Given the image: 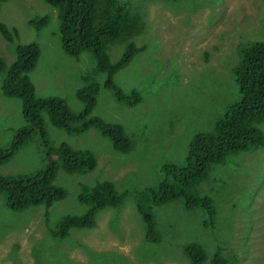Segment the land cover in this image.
Instances as JSON below:
<instances>
[{"label": "rangeland", "instance_id": "rangeland-1", "mask_svg": "<svg viewBox=\"0 0 264 264\" xmlns=\"http://www.w3.org/2000/svg\"><path fill=\"white\" fill-rule=\"evenodd\" d=\"M138 12L142 28L128 41L141 47L112 76L127 93L141 100L118 102L102 86L104 74L95 69L88 51L77 57L60 46L57 8L43 0H0V23L13 33L7 42L0 34V57L5 68L13 61L15 44L34 42L38 58L28 76L36 97L58 96L77 112L76 90L89 73L99 84L89 116L119 123L131 141L119 153L108 138L93 128L67 134L43 114L48 143L66 142L89 150L95 166L87 172L58 168L54 183L64 190L61 199L45 207L28 205L11 210L0 193V264H189L182 252L186 243H199L207 257L217 246L232 253L237 264H264V146L229 155L214 165L195 189L212 197L213 227L200 225V208L185 210L178 200L153 207L161 240L146 242L135 211V193L155 186L160 166L182 164L192 136L208 131L226 104L239 97L232 68L238 47L264 40V0H127ZM38 20L37 26L29 20ZM43 20V21H42ZM126 41L112 44L115 61ZM91 71H94L93 74ZM0 148L8 147L15 131L26 125L21 101L1 92ZM264 132V124H260ZM45 165V155L33 134L0 163V175L31 173ZM109 180L122 194L119 206L98 212L89 228H71L62 238L50 228L63 215L82 214L80 188Z\"/></svg>", "mask_w": 264, "mask_h": 264}, {"label": "trees", "instance_id": "trees-1", "mask_svg": "<svg viewBox=\"0 0 264 264\" xmlns=\"http://www.w3.org/2000/svg\"><path fill=\"white\" fill-rule=\"evenodd\" d=\"M43 1L57 8L62 51L72 57L88 51L95 62V69L105 76L102 86L118 102L125 105L138 103L141 100L138 92L132 89L125 93L112 80L114 72L141 49L128 41L137 36L143 26L138 12L129 7L127 0ZM37 22L29 20L34 27ZM13 33L0 23V34L7 42L12 40ZM123 41H126L123 50L111 62L108 51L112 44ZM13 52L14 59L6 68L0 57L1 92L6 97L20 99L21 114L27 124L15 131L8 147L0 148V163L35 134L45 155V165L27 174L0 175V193L4 194L5 205L11 210H22L28 205L38 204L48 207L64 195L63 188L53 182L57 169L68 173L87 172L94 168L95 157L89 150L71 147L64 141L48 143L43 114L53 126L67 134L95 129L108 138L112 148L119 153L128 152L131 141L119 123L89 116L99 87L91 74L81 76L82 84L75 92L81 109L74 112L61 97L35 96L28 72L38 58L36 43L15 44ZM238 53L240 58L232 68L238 99L223 107L210 130L199 131L192 136L182 164H161V179L155 186L135 193V211L146 242L157 243L161 240L153 207L171 200L180 201L188 211L200 208L203 211L201 227H213V199L209 195L199 194L195 186L207 179L213 166L223 163L229 155L264 146V132L259 127L264 124V40L246 41L239 45ZM91 72L93 74L94 71ZM78 196L86 206L85 211L79 215L61 216L49 230L53 237L62 238L71 228L93 226L98 212L119 206L122 202V194L114 189L109 180L81 186ZM182 252L189 264H237L234 255L221 246H217L209 257L196 242L184 244Z\"/></svg>", "mask_w": 264, "mask_h": 264}, {"label": "clouds", "instance_id": "clouds-1", "mask_svg": "<svg viewBox=\"0 0 264 264\" xmlns=\"http://www.w3.org/2000/svg\"><path fill=\"white\" fill-rule=\"evenodd\" d=\"M215 211H216V208H215ZM65 237V236H64ZM203 248V247H202ZM205 252V251H204Z\"/></svg>", "mask_w": 264, "mask_h": 264}]
</instances>
